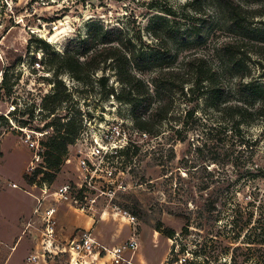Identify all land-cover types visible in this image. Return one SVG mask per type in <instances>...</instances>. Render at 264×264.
Returning a JSON list of instances; mask_svg holds the SVG:
<instances>
[{
  "label": "rangeland",
  "instance_id": "rangeland-1",
  "mask_svg": "<svg viewBox=\"0 0 264 264\" xmlns=\"http://www.w3.org/2000/svg\"><path fill=\"white\" fill-rule=\"evenodd\" d=\"M238 1L252 11L246 13L248 24L264 28V0ZM165 21L182 29L195 22L203 25L201 38L169 41L177 56L173 66L180 70L191 55L204 57L205 69L210 74L217 70V81L225 87V95L213 101L234 103L236 78L224 73L225 66L215 55L217 45L234 35L220 22L217 0H0V116L7 119L0 120V264H23L40 247L41 220L34 213L39 199L44 206L57 207L61 241L79 228L98 227L101 245L124 244L133 233L130 223L117 214L125 209L137 218L140 245L134 261L161 264L166 257L163 264H264V236L245 243L247 227H264V111L256 106L244 124L233 126L202 98L176 93L168 120L156 123L158 135L144 134L134 125L131 105L110 93L111 87L117 93L124 88L113 62L102 63L104 71L87 83L66 72L57 75L58 64L51 63L68 50L71 40L85 37L92 25L119 29L148 50L157 45L156 35L167 39ZM255 43L246 47L251 69L247 79L264 83V43ZM20 56L24 65L12 66ZM155 70L136 71L150 84ZM102 76L107 78L106 87L99 83ZM58 80L66 88L59 90L71 95L65 101L47 99L58 88ZM53 110L55 114L50 113ZM55 115L75 119L74 142L52 183L40 181L43 173L32 183L34 171L46 166L43 143L54 133L46 125ZM106 122L126 131L130 153L110 159L114 184L98 179L93 189L98 206L81 212L54 192L63 184L83 182L77 154L84 147L76 137L84 123ZM33 140L38 149L31 147ZM136 147L138 153L133 154ZM36 152L40 158L29 170ZM79 221L82 227L74 228ZM159 223L172 228L175 236L157 231ZM239 232L240 238L234 239ZM182 258L186 261L180 262Z\"/></svg>",
  "mask_w": 264,
  "mask_h": 264
},
{
  "label": "trees",
  "instance_id": "trees-1",
  "mask_svg": "<svg viewBox=\"0 0 264 264\" xmlns=\"http://www.w3.org/2000/svg\"><path fill=\"white\" fill-rule=\"evenodd\" d=\"M217 1L220 22L224 24V29L228 33L234 35L233 38L222 41L215 48L216 57L225 66L224 73L236 78L234 91L238 99L234 103H226L224 100V105H220L218 101H213L215 98L218 100V96L225 95V87L220 81H217V70L210 68V74L205 69L204 66H206L207 61L204 57L191 55L184 62V68H179L180 70H176L173 66L177 56L174 55L169 41L173 40L180 43L201 38L200 31L203 25L198 26L196 22L182 29L165 21L163 26L165 25L164 31L167 39L156 35L157 45L148 50L138 47L132 38L125 37L119 29L92 25L85 37L71 40L68 50L61 57L55 56L51 63L58 64L57 75L66 72L76 80L87 83L88 79L99 70L104 71L101 67L102 63L113 62L117 79L124 85V88L117 93L114 87H111L110 93L119 101L131 105L134 125L144 134L158 135L155 131L156 123L159 121L160 124H163L168 120L169 106L174 101V94L176 93L194 94L196 100L202 98L208 107H212L225 115V118L230 120L233 126H240L247 121L250 115L256 113V106L258 111H264V83L247 79L251 74V69L247 63V59L250 57L249 50L246 48L248 44H254V42H256L255 44L264 43V28H253L248 24L246 13L252 11L240 1ZM39 40L46 48L50 47L43 39ZM259 46L262 48L263 45ZM21 60L22 57H18L12 66ZM135 69L140 71L156 69L151 83H147ZM181 70H187V74H191L192 77L182 76L181 74L185 72ZM99 83L102 87H106L107 78L105 76L100 77ZM57 84L58 88L51 95H48L47 99L65 101L71 95L69 92L64 94L59 90L63 88V91H66V88L62 86V81L58 80ZM186 88L188 92L185 91ZM50 113L55 114V111ZM1 119L7 121L4 116H0ZM46 126L54 128V133L48 136L49 142L43 143L46 166H43L45 170L37 169L34 171L29 180L32 183H36V178L41 173L44 174L40 178L41 182L52 183L55 180L67 153L68 145L72 144L75 138L74 118L64 119L55 115ZM138 150L136 147L133 154H137ZM129 153L130 146L123 150L120 155ZM0 156H2L1 151ZM156 229L169 238L175 236V231L172 228L164 229L162 223H159ZM240 235L239 232L233 238L239 239ZM260 235L264 236V227L261 224L260 226L255 224L247 227L245 243H256V238ZM192 263L189 261V263L184 264Z\"/></svg>",
  "mask_w": 264,
  "mask_h": 264
},
{
  "label": "built area",
  "instance_id": "built-area-1",
  "mask_svg": "<svg viewBox=\"0 0 264 264\" xmlns=\"http://www.w3.org/2000/svg\"><path fill=\"white\" fill-rule=\"evenodd\" d=\"M38 58L40 59L35 62L37 68L41 67V57ZM24 63L21 62L22 65ZM15 109V105H12V110ZM78 143L84 147L79 149L77 154L78 166L84 175L83 182L63 184L54 193L71 208L87 212L98 206V195H93V189H97V180L103 178L106 182L114 184L115 171L109 161L119 156L129 146V141L124 129L117 124L106 122L98 126H87L84 123L77 138ZM31 147L38 149L39 143L33 140ZM39 158L40 155L36 152L29 170H34L35 162H38ZM66 160L70 161V158ZM45 189L47 190V186ZM34 213L39 214L41 220V245L26 257L23 264H135L134 256L140 245L137 218L127 210L120 209L117 214L130 223L133 233L124 244L113 247L101 245L92 228H79L69 239L61 241L58 238V209L54 206H44L41 199L35 204ZM105 214L106 211L103 215ZM183 261H186V258L180 259V262Z\"/></svg>",
  "mask_w": 264,
  "mask_h": 264
},
{
  "label": "crops",
  "instance_id": "crops-1",
  "mask_svg": "<svg viewBox=\"0 0 264 264\" xmlns=\"http://www.w3.org/2000/svg\"><path fill=\"white\" fill-rule=\"evenodd\" d=\"M103 217V216H102ZM104 218V217H103ZM82 225H83V222L82 221H79V222H76V224L73 226L74 228H79V227H82ZM72 227V228H73ZM84 228H86V229H89V228H87V227H84ZM69 231V230H68ZM100 230H98V227H93V233L95 234L96 233V236H95V238L96 239H98V236L99 235H101L102 234V232L100 233L99 232ZM115 235V234H114ZM114 235H112V237H114ZM107 239H109V237H105V240L106 241H108ZM99 240V239H98ZM100 241V240H99ZM101 242V241H100ZM102 243V242H101ZM122 243V242H121ZM121 243H118V242H115V243H112V244H108V242H107V244H105V243H103L104 244V246H108V247H113V246H117V245H120ZM165 259H166V257H164L163 259H162V262H161V264H163V262L165 261ZM134 263L135 264H144V262H143V260L140 258L139 260L138 259H136L135 261H134Z\"/></svg>",
  "mask_w": 264,
  "mask_h": 264
}]
</instances>
